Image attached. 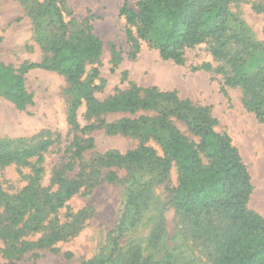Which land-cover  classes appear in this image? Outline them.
Returning a JSON list of instances; mask_svg holds the SVG:
<instances>
[{
  "label": "rangeland",
  "instance_id": "374dc122",
  "mask_svg": "<svg viewBox=\"0 0 264 264\" xmlns=\"http://www.w3.org/2000/svg\"><path fill=\"white\" fill-rule=\"evenodd\" d=\"M52 1L68 25L67 38H76L91 29L102 42L101 55L87 65L88 71L81 79L92 80L98 101L133 87L143 90L157 87L161 92L175 91L180 99L191 101L193 107H210L217 120L215 131L229 135L247 165L253 186L247 207L264 217V121L246 107L241 86L224 84V72L230 70V65L214 58L210 43L185 49L180 63L163 60L158 50L146 42L141 43L134 55L120 9L125 1L136 8L139 0ZM40 10V5L31 0H0V63L19 68L53 56L50 39L56 33L55 24L51 16L42 17ZM229 10L233 14L229 19L231 30L237 32L242 25L252 40L261 44V48L249 50L243 56L247 71L254 75L264 65V0H232ZM237 48L234 46V51ZM94 68L99 73L92 78ZM24 76L26 89L32 94L30 102L20 107L0 94V140L35 138V142L42 139L52 142L40 153L41 160L36 164L42 169L43 187L58 188L53 183L57 170L69 178L84 174L85 183L56 214L44 220V224L50 222L53 226L51 219L57 216L61 239L25 252L8 251L13 242L5 236V206L0 200V264H85L99 256H104L109 264H129L137 252L144 264H212L207 249L191 235L171 203L178 186L175 163L167 178L158 170H150L147 162L140 166L97 165V159L109 151L126 153L141 145L165 158L164 144L170 133L155 121L165 115L183 135L199 143L201 135L194 130L191 118L166 101L150 110L115 111L88 118L83 101L77 109L79 124L92 128L78 132L69 123L73 95L67 77L45 68L32 69ZM141 116L152 120L136 131L111 132L104 125ZM76 134L81 138L93 137L94 148L74 158L72 142ZM200 155L208 163L206 153ZM38 158L34 157L30 165L0 166L1 189L18 194L30 182ZM109 171L114 172L115 179L107 177ZM131 181L134 188L145 184L150 189L149 207L140 220L134 218L128 206ZM50 232V228L27 232L20 239L36 243Z\"/></svg>",
  "mask_w": 264,
  "mask_h": 264
},
{
  "label": "trees",
  "instance_id": "16d2710c",
  "mask_svg": "<svg viewBox=\"0 0 264 264\" xmlns=\"http://www.w3.org/2000/svg\"><path fill=\"white\" fill-rule=\"evenodd\" d=\"M31 1L40 5L42 17L49 15L53 19L56 29L50 39L53 56L19 68L0 63V94L23 107L32 99L25 84L24 75L28 71L45 68L61 72L71 84L73 104L69 123L78 132L92 128V125L82 128L79 124L77 109L83 101L88 118L115 111L150 110L156 108L160 101L172 102L174 110L191 118L194 130L201 135L199 143L183 135L165 115L155 119L161 128L170 133L169 140L164 144L165 158L157 157L154 149L141 145L126 153L109 151L97 159V165L140 166L147 162L150 170H158L161 176L167 178L175 163L179 172L178 186L173 191L171 203L191 235L207 249L212 264H264V217L247 207L253 190L247 165L229 135L215 131L217 120L211 115L210 107H193L191 101L180 99L175 91L161 92L157 87L144 90L133 87L103 102L98 101L94 95L97 87L92 80L81 79L88 71L87 65L101 55V40L91 29L76 38H67L68 25L56 3L52 0L43 3ZM231 1L139 0L136 8L125 1L120 13L126 20L127 37L134 55L140 50L141 43L146 42L158 50L163 60L180 63L185 49L210 43L214 58L225 60L230 65V70L224 72V84L241 86L246 107L264 121V65L251 75L243 57L249 50L261 48V44L252 40L242 25L237 32L231 30ZM234 46L241 49L234 51ZM92 71V78L99 73L98 68ZM151 120L141 116L136 120L122 119L104 125L108 131L127 133L136 131ZM51 143L44 139L35 142V138L0 140V166L30 165L34 157H39L30 182L18 194L11 195L0 187V200L5 206V236L13 242L9 253L25 252L34 246L45 247L61 239L57 216L51 219L54 220L53 226L50 222L44 224V220L50 214H56L85 183L84 174L69 178L57 170L53 177V183L58 184L56 190H52L53 185L43 187L40 184L42 169L36 164L41 160L40 153L46 151ZM72 147L73 157H81L84 151L94 148V138H81L76 134ZM201 152L206 153L208 163L203 162ZM68 165L72 166V163ZM107 177L115 179L114 172L109 171ZM132 182H129L128 206L133 210L134 218L140 220L149 207L150 189L145 184L134 188ZM48 228L51 232L36 243L20 239L27 232ZM139 259L140 252H137L129 264H144ZM85 264L109 263L104 256H99Z\"/></svg>",
  "mask_w": 264,
  "mask_h": 264
}]
</instances>
